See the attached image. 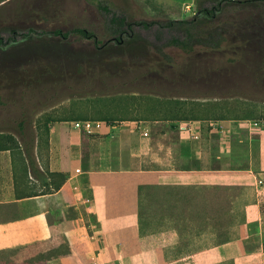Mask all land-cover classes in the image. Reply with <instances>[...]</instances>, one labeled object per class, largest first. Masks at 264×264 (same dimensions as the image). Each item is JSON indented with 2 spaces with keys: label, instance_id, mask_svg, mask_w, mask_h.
<instances>
[{
  "label": "crops",
  "instance_id": "0c3cea01",
  "mask_svg": "<svg viewBox=\"0 0 264 264\" xmlns=\"http://www.w3.org/2000/svg\"><path fill=\"white\" fill-rule=\"evenodd\" d=\"M235 101L226 118L215 108L183 120L117 121L114 130L92 134L74 121L50 122L45 131V118L34 120V170L28 145L0 138V264H165L162 248L142 247L134 176L147 171L145 163L172 171L176 158L210 165L215 151L260 150L264 118L244 113L259 101ZM257 163L243 233L223 245L234 264H264V163Z\"/></svg>",
  "mask_w": 264,
  "mask_h": 264
},
{
  "label": "trees",
  "instance_id": "16d2710c",
  "mask_svg": "<svg viewBox=\"0 0 264 264\" xmlns=\"http://www.w3.org/2000/svg\"><path fill=\"white\" fill-rule=\"evenodd\" d=\"M88 1L93 2L98 9L109 15L105 23L104 42L98 39L96 34L84 28H74L65 32L54 29L51 31L52 34L66 39L74 33L82 38L91 39L97 49L101 45L106 47L110 44L123 48L122 54L102 53L76 66L26 69L23 70L24 75L18 77L15 74L12 77L8 76L6 70L0 73V79H4L0 89L11 90V83H15L24 96L31 93L36 97L34 92L40 94V98H34L35 102H31L26 97L27 101L20 105L21 109L16 117L0 122L1 139L8 137L14 143L23 142L28 145L25 150L33 170L36 168L33 152L36 137L34 118L41 110L62 105L65 101L95 95H129L114 107L107 105L98 107L93 103L94 101H87V109L94 111L93 115L66 113V109L62 112L55 111L45 116L43 122L45 131L50 122L87 119L107 123L127 120H183L189 118L188 116L198 118L202 116L201 111L206 112L214 108L222 110L219 117L226 118L230 115L224 112L225 109L220 103H214L207 108L200 100L247 99L264 102V28L257 19L260 12L249 11L245 7L249 3L264 2V0L232 1L231 3L237 8L233 20H222L216 16V12L222 9L225 0H211L215 2L214 6L199 8L198 13L201 17L196 15L190 20H168L164 23L156 20H136L128 1L122 3L119 12L109 9L100 0ZM154 25L177 29L183 33V37H172L160 46L150 47L148 44L135 43V26L149 29ZM14 77H17L16 80ZM109 79L112 80L110 84L107 83ZM96 82H101L102 91L94 90ZM80 85H84V88H80ZM85 87L90 90H85ZM59 91H61L60 95ZM9 99L10 97L0 93V104H6ZM186 105L189 108L186 109ZM36 128L38 130L40 125L37 124ZM7 132H12L16 137ZM173 196L176 204L180 197L177 192L173 193ZM138 198L140 210L137 219L139 235L142 237L146 229L143 224L145 212L140 191ZM164 204V202L159 203L158 209H162L159 219L178 221L179 214L173 210L172 201L168 203L171 210L165 209ZM162 205L164 209L160 207ZM203 205L205 208L208 206L207 203ZM206 211L208 212L201 215L202 225L195 227L186 225L175 230H163V233L153 232L146 241L141 240L142 247L162 248L166 262L178 261L185 257L191 258L200 251L208 250L216 256L224 257L226 262L234 264L233 259L227 257L223 250V245L229 240H219L216 214L211 210ZM189 218V222L194 223L192 215ZM203 230H207L213 242L198 246L191 239L200 235ZM162 236L164 238L175 236L184 240H177L172 245L162 242L151 243V238Z\"/></svg>",
  "mask_w": 264,
  "mask_h": 264
},
{
  "label": "rangeland",
  "instance_id": "374dc122",
  "mask_svg": "<svg viewBox=\"0 0 264 264\" xmlns=\"http://www.w3.org/2000/svg\"><path fill=\"white\" fill-rule=\"evenodd\" d=\"M100 1L109 9L117 12L123 6L122 3L128 1L136 20H156L161 23L168 20H190L196 15L201 17V14L198 13L200 12L199 8H211L215 5V2L211 0ZM232 1L237 0H225L222 3V9L216 12V16L222 20H233L237 8L231 3ZM245 7L249 11L258 10L260 12L257 19L264 28V2L255 1ZM108 18L109 15L88 0H0V38L2 40L0 44V73L6 70L8 76L12 77L15 74L18 77L19 75L23 76V70L26 69L41 70L45 66H76L87 59H94L102 53L122 54L124 49L112 44L106 47L101 45L97 49L91 39L82 38L74 33L63 39L51 32L54 29L65 32L74 28H84L96 34L97 38L104 42L106 40L104 38L105 23ZM157 36L160 37L157 38ZM134 37L136 38L135 43L148 44L151 47L160 46L172 37L182 38L183 33L174 28L168 29L158 25L149 29L135 26ZM141 47L143 48V46ZM17 77L14 79L16 80ZM1 84H4V79H0ZM80 86V88H84V85ZM10 87L11 90L0 89L3 96L10 97L6 104H0V122L16 117L21 109L20 105L27 101L26 97L31 102H35L34 98L36 97L40 98V94L37 92H34L36 97L31 93L24 96L21 89H17L15 83H11ZM102 87L101 84H96L94 90L100 92ZM85 90L90 89L85 87ZM60 94L61 91H59ZM14 97L17 99L15 100ZM128 97L129 95L125 94L116 96L95 95L79 100L65 101L62 105L41 110L34 120L42 122L46 115L55 111L62 112L63 109H66V113L93 115L95 112L87 109V101H94L93 103L98 107L103 105L114 107L116 103ZM214 103L213 100L207 101L205 106L210 108ZM216 103H220L228 115L235 113L237 109L235 100H218ZM251 104L250 107H246L244 113L251 114L252 118L256 120L263 119L264 104L260 102ZM210 111L214 112L215 108L210 109ZM217 112L219 113L218 109ZM257 134L259 135L257 137L258 144H260L257 147L260 150H252L251 146H248L228 154H219L215 151L210 165H205L198 160L176 158L170 168L173 170L166 171L169 168H157L152 163H145L144 169L147 171L143 175L134 176L145 212L143 224L146 231L145 235L140 237L141 240L146 241L153 232L163 233V230H175L177 227L181 228L186 225L188 227L190 225L192 227L200 226L202 225L201 215L208 212L206 210H211L217 216L219 240L231 241L239 238L243 233L242 212L251 196V187L255 178L251 161L264 163V157L260 160L251 158L257 153L264 155V135ZM41 139L40 142H42ZM175 192L180 197L176 204L173 200V193ZM169 201H172L173 210L179 214L178 221L170 222L159 219L162 210L158 209L159 203L164 202V208L169 209ZM205 203L208 205L206 208L203 205ZM160 207L163 208V205ZM138 210H140L139 198ZM191 215L194 223L189 222ZM177 240L182 241L184 239L175 236L170 238L162 236L161 238H151V243L162 242L172 245ZM191 241L198 246L213 242L208 236L207 230L201 231L200 235L195 236ZM212 253L203 250L191 258L185 257L178 261H165V264H230L223 259L224 257ZM227 254L229 255L230 252Z\"/></svg>",
  "mask_w": 264,
  "mask_h": 264
},
{
  "label": "built area",
  "instance_id": "2783aa9c",
  "mask_svg": "<svg viewBox=\"0 0 264 264\" xmlns=\"http://www.w3.org/2000/svg\"><path fill=\"white\" fill-rule=\"evenodd\" d=\"M72 126L78 131L85 132L87 134H92L94 132H100L103 130H107L108 132H110V130H114L116 126H118V124L117 122L107 123L100 120L87 119L74 121L72 122ZM253 126H257V123H254ZM180 129L185 131H191L189 125L181 126ZM259 183L261 184L262 181H259Z\"/></svg>",
  "mask_w": 264,
  "mask_h": 264
},
{
  "label": "water",
  "instance_id": "95a60500",
  "mask_svg": "<svg viewBox=\"0 0 264 264\" xmlns=\"http://www.w3.org/2000/svg\"><path fill=\"white\" fill-rule=\"evenodd\" d=\"M107 83H112V80L111 79H109V80H107ZM96 84H101V82H96Z\"/></svg>",
  "mask_w": 264,
  "mask_h": 264
}]
</instances>
